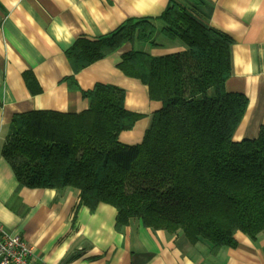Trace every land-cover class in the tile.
Returning <instances> with one entry per match:
<instances>
[{
  "label": "trees",
  "instance_id": "16d2710c",
  "mask_svg": "<svg viewBox=\"0 0 264 264\" xmlns=\"http://www.w3.org/2000/svg\"><path fill=\"white\" fill-rule=\"evenodd\" d=\"M202 3L170 0L157 18H130L99 39L79 38L67 52L75 73L128 42L156 44L158 33L187 49L122 55L118 67L163 103L139 144L119 140L143 115L126 108V90L114 84L85 91L68 77L91 100L88 109L16 114L2 154L19 182L76 188L92 211L100 203L116 207L118 230L140 218L146 227L183 231L192 243L206 240L214 252L235 247L238 231L253 239L263 233L264 125L257 138L234 140L248 98L227 90L234 40L195 15Z\"/></svg>",
  "mask_w": 264,
  "mask_h": 264
},
{
  "label": "crops",
  "instance_id": "0c3cea01",
  "mask_svg": "<svg viewBox=\"0 0 264 264\" xmlns=\"http://www.w3.org/2000/svg\"><path fill=\"white\" fill-rule=\"evenodd\" d=\"M182 1V0H179ZM195 15L230 35L232 74L229 92L248 98L234 140L254 139L264 125V0H202ZM170 0H0V222L22 235L33 248V264H264V232L253 239L238 231L235 247L212 251L206 240L192 243L183 231L146 227L131 218L117 229L116 207L96 210L81 202L80 190L22 185L2 147L16 114L31 110L79 113L91 100L66 81L74 77L82 90L97 83L126 90L125 106L142 114L119 140L143 141L152 115L163 103L152 100L148 85L127 76L118 64L131 50L154 56L183 52L186 45L158 33L156 44L135 41L75 73L67 52L82 37L96 40L130 18H157ZM159 29L163 27L156 21ZM32 73L27 80L26 74Z\"/></svg>",
  "mask_w": 264,
  "mask_h": 264
},
{
  "label": "built area",
  "instance_id": "2783aa9c",
  "mask_svg": "<svg viewBox=\"0 0 264 264\" xmlns=\"http://www.w3.org/2000/svg\"><path fill=\"white\" fill-rule=\"evenodd\" d=\"M32 254L33 248L27 240L0 222V264H33Z\"/></svg>",
  "mask_w": 264,
  "mask_h": 264
}]
</instances>
